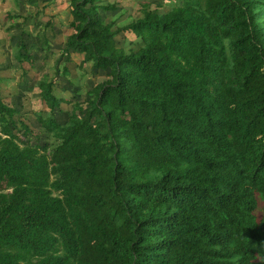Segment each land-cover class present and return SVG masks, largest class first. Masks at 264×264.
<instances>
[{"label": "trees", "instance_id": "16d2710c", "mask_svg": "<svg viewBox=\"0 0 264 264\" xmlns=\"http://www.w3.org/2000/svg\"><path fill=\"white\" fill-rule=\"evenodd\" d=\"M100 1L69 0L62 53L106 76L83 118L39 82L51 153L0 98V264H264V0L146 3L123 28Z\"/></svg>", "mask_w": 264, "mask_h": 264}, {"label": "rangeland", "instance_id": "374dc122", "mask_svg": "<svg viewBox=\"0 0 264 264\" xmlns=\"http://www.w3.org/2000/svg\"><path fill=\"white\" fill-rule=\"evenodd\" d=\"M178 1L101 0L99 5L111 4L116 9L99 12L104 21L123 28L141 17L146 3L149 10L165 14L180 6ZM70 22L69 0H0V98L15 110L16 127L19 119L29 126L26 141L32 146H47L48 154L59 142L38 122L51 115L40 98L41 79L46 77L52 94L63 99L64 104L52 116L59 124H65L70 115L83 118L78 104L91 98L94 87L106 78L104 72L90 70L91 63L78 66L82 55L62 53L67 37L73 33ZM133 39L130 33H121L115 38L116 46L127 50ZM16 50L31 57L32 62H18L14 57Z\"/></svg>", "mask_w": 264, "mask_h": 264}]
</instances>
